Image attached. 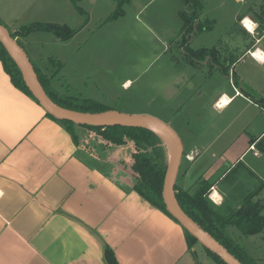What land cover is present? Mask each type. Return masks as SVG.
<instances>
[{
  "label": "crops",
  "instance_id": "crops-1",
  "mask_svg": "<svg viewBox=\"0 0 264 264\" xmlns=\"http://www.w3.org/2000/svg\"><path fill=\"white\" fill-rule=\"evenodd\" d=\"M257 14H236L237 22ZM12 21L0 13V22L13 32L18 24ZM242 33L245 37L227 56L235 60L232 72L242 86L256 91L248 72L236 67L247 57L264 66V37ZM26 37L19 40L27 56L49 77L52 50L40 51ZM253 45L260 50L255 57ZM194 62L212 66L206 59ZM211 109L226 117L191 112L185 163H179L175 185L193 193L200 182L209 184L207 196L222 214L235 212L252 196L264 215V176L254 166L264 159V109L234 85L232 94L215 93ZM246 109L254 118L244 133L236 134L230 125L237 116L227 119ZM76 128L77 135L83 127ZM77 141L13 85L0 61V264H106L105 245L119 264H216L199 241L189 247L179 222L136 191L138 177L128 168L132 150L126 157L118 153L119 145L87 153L78 135ZM227 231L239 242L249 240L234 227ZM258 236L264 233L249 237L257 241ZM253 258L264 264V256Z\"/></svg>",
  "mask_w": 264,
  "mask_h": 264
},
{
  "label": "rangeland",
  "instance_id": "rangeland-1",
  "mask_svg": "<svg viewBox=\"0 0 264 264\" xmlns=\"http://www.w3.org/2000/svg\"><path fill=\"white\" fill-rule=\"evenodd\" d=\"M119 1H122V13L114 18L111 14L116 10L117 0H0V13L17 22V29L33 22L65 24L76 29V37L65 43L51 32L38 31L26 37L40 51L52 50L49 56L55 64L49 65L50 84L64 97L89 99L110 110L152 116L168 123L181 140L182 166L191 112L201 110L216 119L226 117L211 109V104L215 93H233L231 79L218 67L198 64L186 51L215 45L219 58L232 53L234 45L245 37L242 32L249 33L240 23L241 19L237 22L236 14L260 12L252 19L262 24L264 0H200L202 9L198 18L183 0ZM185 18L189 20L184 24ZM194 21L199 23L198 28L200 25L211 27L200 30L195 29L194 24L192 28ZM258 31L260 37H264V24ZM252 48L255 50L254 45ZM236 70L248 72L256 96L264 97V66L259 68L247 57ZM232 71L231 67L229 75ZM249 113L246 109L242 115L235 113L228 117L227 122L237 116L230 129L236 134L244 133L247 123L254 118ZM78 129L83 152L102 150L94 132ZM262 143L264 146V141ZM131 150L128 142L119 145L118 153L126 157ZM168 157L170 160L169 148ZM257 161L255 170L263 177L264 159ZM244 238L249 240L240 243L248 254L263 258L264 237L258 236L257 241L249 236Z\"/></svg>",
  "mask_w": 264,
  "mask_h": 264
},
{
  "label": "trees",
  "instance_id": "trees-1",
  "mask_svg": "<svg viewBox=\"0 0 264 264\" xmlns=\"http://www.w3.org/2000/svg\"><path fill=\"white\" fill-rule=\"evenodd\" d=\"M183 2L187 9L191 10V13L194 14V17L198 18L202 9L201 1L183 0ZM117 3L116 10L111 14V17L113 18L122 13V1L117 0ZM188 20V18H185L184 24ZM258 23L259 27L264 24L263 22L261 24V21H258ZM194 24H196L195 29H197L199 23L195 21L192 22V28L194 27ZM206 27H211V25H200L198 29L201 30ZM8 31L17 43L21 45L19 38L26 37L34 31L51 32L59 40L66 41L71 38L77 30L69 28L65 24L33 22L21 25L16 31ZM186 52L193 60L206 59L212 66L218 67L223 74L231 79L233 85L238 90H241V93L245 97L251 99L259 107L264 109V97H257L255 91L247 84L242 86L244 83H241L233 72L229 75V69L235 62L233 58L229 56L219 58L214 47H202L197 50L189 48ZM0 61L5 72L10 76L13 85L36 100L18 63L7 51L1 40ZM50 63L55 64L53 59H50ZM31 64L43 90L51 101L59 107L76 112H100L108 109L106 106L90 101L89 99H79L74 96H61V94L50 84V78L42 73L34 63L31 62ZM47 114L63 125L77 143L75 129L78 126L94 132L98 140H100V147L102 149H107L110 145H124L130 142L132 145V152L128 168L138 177V181L134 188L148 202L176 220L168 212L163 202V182L169 164V157L167 145L157 133L149 128L138 125H79L68 120L56 119L49 113ZM208 190L209 184L204 183V181L199 183L198 189L193 193H190L187 190H182L175 185L174 198L178 207L186 216L191 218L203 230L221 243L242 264H260L257 260L251 257L242 244L227 231L228 227H234L243 236L264 233V215L261 214L260 204L257 201H253L252 196H248L238 210L230 214H222L215 209L212 202L209 200L207 196ZM184 230L190 247L197 242V239L186 229ZM204 248L216 264H226L212 251L206 247ZM103 257L106 264H119L113 251L106 245L104 247Z\"/></svg>",
  "mask_w": 264,
  "mask_h": 264
},
{
  "label": "water",
  "instance_id": "water-1",
  "mask_svg": "<svg viewBox=\"0 0 264 264\" xmlns=\"http://www.w3.org/2000/svg\"><path fill=\"white\" fill-rule=\"evenodd\" d=\"M0 40L13 56L22 70L24 77L38 103L47 113L59 120H68L79 125H138L151 129L160 130L168 136L174 145V154L169 160L167 172L163 182V202L168 212L204 247L216 254L226 264H242L221 243L203 230L196 222L186 216L178 207L174 198V186L181 156L183 153L181 140L176 131L166 122L146 115H129L115 110L100 112H76L56 105L47 96L40 85L31 61L23 47L11 36L7 28L0 23ZM156 133V132H155Z\"/></svg>",
  "mask_w": 264,
  "mask_h": 264
},
{
  "label": "bare ground",
  "instance_id": "bare-ground-1",
  "mask_svg": "<svg viewBox=\"0 0 264 264\" xmlns=\"http://www.w3.org/2000/svg\"><path fill=\"white\" fill-rule=\"evenodd\" d=\"M245 21H247V23H245ZM243 23L247 26V27H249L250 29H252V27H253V24H252V22H251V20L250 19H248L247 17H246V19L243 21ZM256 52V51H255ZM253 52L252 53V55L254 56V55H259V53L258 52ZM255 53V54H254ZM261 55V54H260ZM255 57V56H254ZM223 105H225V99H223ZM221 103H219V105H220ZM218 105V106H219ZM155 132L165 141V143L167 144V147L169 148V151H170V160L172 159V157H173V154H174V145H173V142L171 141V139L168 137V136H166L163 132H161L160 130H157V129H155Z\"/></svg>",
  "mask_w": 264,
  "mask_h": 264
},
{
  "label": "built area",
  "instance_id": "built-area-1",
  "mask_svg": "<svg viewBox=\"0 0 264 264\" xmlns=\"http://www.w3.org/2000/svg\"><path fill=\"white\" fill-rule=\"evenodd\" d=\"M250 20H251V22H252V24H253V27H252V29H250L249 27H247L244 23H243V21L245 20V17H243L241 20H240V23L242 24V26L252 35V36H256L257 35V38H256V40H259V37H260V34H259V31H258V28H259V23H258V21H254V20H252L251 18H249ZM263 36H264V32H263ZM255 51H260V50H258V48H256L253 52H255ZM252 52V53H253ZM217 105V104H216Z\"/></svg>",
  "mask_w": 264,
  "mask_h": 264
},
{
  "label": "snow or ice",
  "instance_id": "snow-or-ice-1",
  "mask_svg": "<svg viewBox=\"0 0 264 264\" xmlns=\"http://www.w3.org/2000/svg\"><path fill=\"white\" fill-rule=\"evenodd\" d=\"M245 23H247V21H245Z\"/></svg>",
  "mask_w": 264,
  "mask_h": 264
}]
</instances>
